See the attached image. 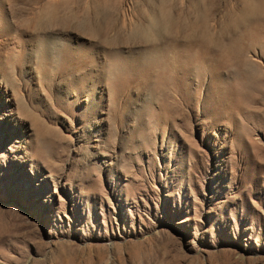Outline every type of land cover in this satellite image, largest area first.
Wrapping results in <instances>:
<instances>
[{
    "label": "rangeland",
    "instance_id": "obj_1",
    "mask_svg": "<svg viewBox=\"0 0 264 264\" xmlns=\"http://www.w3.org/2000/svg\"><path fill=\"white\" fill-rule=\"evenodd\" d=\"M244 1L0 0V264H264L258 42L262 83L231 115L208 80L133 60L159 13L173 54L196 3L216 34Z\"/></svg>",
    "mask_w": 264,
    "mask_h": 264
},
{
    "label": "bare ground",
    "instance_id": "obj_2",
    "mask_svg": "<svg viewBox=\"0 0 264 264\" xmlns=\"http://www.w3.org/2000/svg\"><path fill=\"white\" fill-rule=\"evenodd\" d=\"M198 6L200 7L197 8ZM193 8L199 23L190 22L188 24L190 35L185 40L187 45H184V49L181 48L182 51H176L173 54L160 48L159 44L162 41H172L173 47L178 46V41L171 39V35L182 29V25L175 23L171 15L162 13L158 14L157 19L147 23L149 28L141 36L146 43L151 44L149 45L151 49L133 57V60L138 63L136 70L144 71L147 74L162 67L160 69L162 72L158 75V84L161 86L175 81L172 76L177 72L186 74L188 79L197 78L199 86L208 80L207 92L219 101L225 108L226 114L231 115L232 112L241 108L242 94L247 89L253 90L260 87L258 83H262L259 72L246 58V54L257 47L258 42L260 52L264 55V31L261 24L257 23V15L264 13V0H257L253 4L250 3V0L244 1L240 13L235 18H231V21L228 20L222 31L216 34L211 33L206 21L208 9H205L204 6L201 7V3H196ZM160 20L167 23L157 25ZM204 64L209 65L204 66ZM225 70L232 71L234 85L229 80L223 79L222 74ZM179 83V91L184 93L185 99L196 98V94L191 96L189 90L184 89L186 86H183L181 81ZM234 96L239 97L240 100L238 99L237 104L233 106L231 100ZM203 107L207 110L212 108L205 104Z\"/></svg>",
    "mask_w": 264,
    "mask_h": 264
}]
</instances>
